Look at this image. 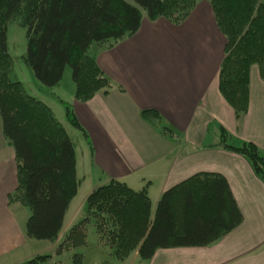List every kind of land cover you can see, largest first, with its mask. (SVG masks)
I'll return each instance as SVG.
<instances>
[{"label":"trees","instance_id":"1","mask_svg":"<svg viewBox=\"0 0 264 264\" xmlns=\"http://www.w3.org/2000/svg\"><path fill=\"white\" fill-rule=\"evenodd\" d=\"M206 1L225 38L218 89L239 116L248 108L252 65H257L264 81V2ZM195 5L196 0H0V122L2 135L13 148L16 167V186L8 194V202H18L28 210L26 236L55 240L79 183L74 146L65 128L48 105L10 77L7 23L16 20L25 27L23 61L37 80L56 86L68 65L74 99L83 102L99 91L107 94L111 87L94 55L88 53L92 43L111 45L133 34L144 16L149 20L162 17L178 25ZM61 102L67 122L87 136L72 105ZM140 116L163 135H171L156 111L144 109ZM227 137V131L219 126L214 146L244 156L256 176L264 180V157L257 146L250 141L234 145ZM84 212L68 229L57 254L63 246L84 245L86 224L95 227L115 259L137 251L140 259L148 260L158 248L209 245L242 221L225 178L211 172L195 173L163 192L152 217L147 187L135 190L115 179L86 196ZM48 258V254L36 255L24 264ZM82 259L74 253L71 264H83Z\"/></svg>","mask_w":264,"mask_h":264},{"label":"crops","instance_id":"2","mask_svg":"<svg viewBox=\"0 0 264 264\" xmlns=\"http://www.w3.org/2000/svg\"><path fill=\"white\" fill-rule=\"evenodd\" d=\"M191 19L205 29L199 47H190L186 42L171 47L168 35L178 37L182 32L180 28ZM156 40L163 59L149 60L153 54H158L154 49ZM224 45L225 38L206 0L196 1L193 10L178 25L162 17L149 20L144 16L133 34L111 45L96 44L92 55L111 81L109 92L99 91L89 100L80 102L74 99L73 89L68 94L69 101L60 100L72 105L87 134L81 133L89 147L80 149L79 153L82 179L86 170L95 168V174L106 183L115 179L135 190L146 186L151 217L162 193L195 173L221 174L230 188L242 216L235 228L209 245L158 248L148 260L140 259L134 251L126 257L133 256V263L264 264V180L256 176L244 156L214 146L218 141V128L212 142H202L211 123H216L230 131L237 138L235 141L253 142L264 157V81L257 65H252L248 108L236 116L218 89ZM144 109L156 111L161 125L169 127L171 135H163L142 119L140 111ZM192 138L199 142L192 144ZM77 156L75 152L76 177ZM15 186L13 148L1 132L0 264H24L42 255L40 250L26 247L28 215L18 207V202H8V194ZM96 187L98 185L90 192ZM75 213L77 215L76 209L72 220ZM71 225L61 233L62 224L56 239L50 241L48 262L58 255L55 247Z\"/></svg>","mask_w":264,"mask_h":264},{"label":"rangeland","instance_id":"3","mask_svg":"<svg viewBox=\"0 0 264 264\" xmlns=\"http://www.w3.org/2000/svg\"><path fill=\"white\" fill-rule=\"evenodd\" d=\"M197 2L201 0H196ZM264 2V0H260ZM199 23L194 22L193 19L185 22L183 26L180 28V32L178 37H172L171 34L168 35V43L171 47H175L177 43L179 42H186L187 45L190 47H199L201 33L204 32V27L201 28L198 26ZM26 29L22 25H20L16 20H10L6 25V44H7V51L12 59V71L10 73V77L12 80H18L20 81L26 92L30 95L35 96L36 98L40 99L44 103L48 104V106L53 111L55 117L57 120L64 126L68 136L70 137V140L72 141V144L74 146L75 152L78 155V163H77V180L79 181L78 189L76 195L72 198L69 208L67 211V214L65 215V219L63 224V228L61 233H63L65 230L64 228H67L71 224L77 223L81 217L85 215L84 212V201L87 194L90 192L91 188L95 186H100L99 184L103 185L106 182L102 177L95 174V168L92 170H86V175L84 179H82L81 168L80 165V149L81 150H88V144L85 141L83 135L81 132L74 128L72 125H70L66 118L64 113V107L60 100L69 101L68 94H70V91L73 92L74 85L71 78V68L66 65L62 74V78L60 79L59 83L56 86H45L41 84L37 78L35 77L32 69L27 66L23 61V56L26 50ZM171 38V39H170ZM156 45L154 49H157L158 54H153L154 57H149V60H157L158 58L163 59V56L159 53V50L162 51L160 48V43L156 40ZM97 43H92L88 49L89 54H93V52L96 49ZM207 48H209L206 45ZM203 49V48H202ZM198 49V50H202ZM203 51L206 52L205 49ZM158 56V57H157ZM220 126V125H219ZM217 128L219 129L218 125L216 123H211L209 126L208 133L205 134V136L202 139L203 144H207L209 142H212L214 140V134L217 132ZM225 129V128H224ZM226 130V129H225ZM0 131L1 130V122H0ZM227 131V130H226ZM0 132V134H1ZM228 134V141L231 143H239L238 141H235L237 139L234 137L230 131H227ZM217 138V136H216ZM183 140V139H182ZM199 139L192 138L191 143H198ZM242 141H240L241 143ZM239 143V144H240ZM100 174V172H98ZM105 182V183H104ZM97 184V185H96ZM152 198V203H154V197ZM20 209L25 211L26 215L29 214L28 210L18 205ZM76 209L77 215L75 213V217L72 220L71 215L73 211ZM80 211V212H79ZM82 211V212H81ZM80 214V216L78 215ZM72 220V221H71ZM71 221V222H70ZM71 225V226H72ZM69 229V228H68ZM68 229L65 233H67ZM85 243L82 246L78 247H68L67 249L63 246V249L61 253L56 255L52 261L48 262H42L38 264H71V258L74 253H79L82 255V263L83 264H137V262L133 263V256H130L129 258H124L122 260L115 259L111 254V249L105 243V240L96 233L95 227L91 224H86L85 226ZM60 233V234H61ZM65 233L61 236V240L63 242ZM26 247H31L35 250H40L39 254H47V246L50 243V240H38L34 238H29L26 236ZM59 240V241H61ZM29 243V244H28ZM59 243V242H58ZM59 245V244H58ZM25 247V246H24ZM55 247V252L56 248Z\"/></svg>","mask_w":264,"mask_h":264}]
</instances>
